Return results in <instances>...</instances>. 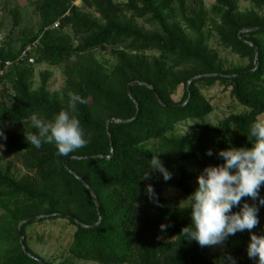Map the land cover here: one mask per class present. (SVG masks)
I'll return each instance as SVG.
<instances>
[{
  "label": "trees",
  "instance_id": "16d2710c",
  "mask_svg": "<svg viewBox=\"0 0 264 264\" xmlns=\"http://www.w3.org/2000/svg\"><path fill=\"white\" fill-rule=\"evenodd\" d=\"M76 1L33 2L37 30L21 33L17 52L0 47V67L12 62L0 77V86H9L10 92L0 91V132L5 136V152L27 171L16 178L8 168L0 170V264H39L24 253L18 236L21 222L38 216L44 217L40 223L59 222L63 231L71 230L67 251L76 261L228 264L223 258L210 257L211 250L239 241L249 231L213 246L188 242L181 232L190 224V210L167 207L164 195L175 190L187 198L195 190L193 169L222 164L216 155L219 151L251 147L249 128L264 115V0H215L211 11L202 0H82L75 6ZM241 1L255 9L239 11ZM13 21L16 28V13ZM206 28L221 48L247 64L225 66L209 47ZM29 46L33 48L28 57L34 64L62 68L61 98L50 94L48 73L41 75L34 89L32 67L27 61L16 62ZM95 51L109 54L115 64L106 67L95 58ZM204 75L208 77L190 83L188 93L187 83ZM216 84L229 89L245 113L231 115L217 126L201 123L195 139L171 136L178 124L202 122L212 112L202 90ZM181 86L182 97L175 102L173 96ZM71 95L85 101L77 104L76 115L87 145L67 157L58 156L54 144L35 148L26 139L38 134L31 116L52 120L67 108ZM111 120L131 122L107 126ZM207 150L213 152L211 157ZM157 155L172 179L165 182L158 172L141 179L151 171L149 161ZM69 171L94 194L99 223L88 189ZM148 184L157 193L159 206L148 199ZM259 195L264 198V186ZM244 202L256 204L249 198ZM31 225L21 227L26 252L42 264H53L29 248ZM161 225H167L166 229ZM59 264L74 262L66 259ZM234 264L244 263L236 260Z\"/></svg>",
  "mask_w": 264,
  "mask_h": 264
},
{
  "label": "clouds",
  "instance_id": "9594fccd",
  "mask_svg": "<svg viewBox=\"0 0 264 264\" xmlns=\"http://www.w3.org/2000/svg\"><path fill=\"white\" fill-rule=\"evenodd\" d=\"M78 103L85 101L71 95L67 108L47 122L33 114L32 126L38 134H29L26 139L37 149L43 143L54 144L56 154L65 157L85 147L89 141L76 115ZM0 138H3L2 132ZM247 139L251 147L219 151L216 155L223 163L205 167L197 176L198 187L185 200L190 210V224L182 229L184 240L194 241L201 247L213 246L237 232L248 230L251 233L259 224V207H264V198L259 195L264 186V121L251 124ZM206 155L211 157L213 152L207 150ZM149 168L151 171L145 172L141 179H150L152 172H158L165 182L172 179V173L163 166L158 155L152 156ZM145 193L150 202L159 206L151 184L146 185ZM244 198L256 204L241 203ZM237 207L239 211L233 212ZM160 227L164 230L167 225ZM246 253L255 264H264V235L251 234Z\"/></svg>",
  "mask_w": 264,
  "mask_h": 264
},
{
  "label": "rangeland",
  "instance_id": "374dc122",
  "mask_svg": "<svg viewBox=\"0 0 264 264\" xmlns=\"http://www.w3.org/2000/svg\"><path fill=\"white\" fill-rule=\"evenodd\" d=\"M35 1L37 0H0V47H10L17 52L21 48V33H34L37 30L39 20L31 5ZM115 1L123 2L124 0ZM202 2L207 11H211V8L215 5V0H202ZM76 6H80V3H77ZM237 7L241 12L255 9V7L247 1L238 2ZM15 13L18 15L19 25L16 28H13V14ZM88 13L93 19H99L98 16L91 11H88ZM139 24L143 25V22L139 21ZM210 32V28L205 29V33L208 36V45L210 48L218 52L225 66L247 64L246 60H241L238 56L221 48ZM93 55L106 67H111L115 64L114 58L107 53L95 51ZM30 66L33 70V88L36 89L39 86L41 75L46 72L49 74L48 87L50 94L61 98L65 82L62 68L52 67L46 64H33ZM0 91L10 93L9 86H0ZM202 91L203 95L213 107L212 112L204 117L202 122L198 120H187L178 124L171 136H186L195 139L198 134V125L201 123L217 126L222 120L231 115L245 113V109L239 106L231 97L229 89L216 84L213 87L203 89ZM182 94L183 87L181 86L178 88L175 96H173V100L179 102ZM259 120L264 121V115L261 116ZM6 168H8L16 178H20L27 174V171H25L19 164L18 159L5 152V136L3 135V138H0V170ZM201 172L202 170L193 169L194 179L192 185L194 189L198 187L196 178ZM164 197L166 200V206L169 208L186 206V198L179 191L170 190L165 193ZM258 215L260 216L259 224H263L262 228L252 229L251 233L248 232L247 235L239 241H231L229 244L223 243L222 246L213 248L210 257L223 258L228 264H234L236 260H239L244 264H255L253 260L248 258L246 248L251 234L264 235V207H259ZM31 224L32 225L27 230L28 246L31 251L40 258L53 264H59L66 259L74 262V264H95L92 262L76 261L70 257L67 251V246L70 242L71 230L63 231L59 222L58 224H53L36 221Z\"/></svg>",
  "mask_w": 264,
  "mask_h": 264
},
{
  "label": "water",
  "instance_id": "95a60500",
  "mask_svg": "<svg viewBox=\"0 0 264 264\" xmlns=\"http://www.w3.org/2000/svg\"><path fill=\"white\" fill-rule=\"evenodd\" d=\"M251 46H252V45H251ZM254 65H255V67L257 66L256 56H255ZM209 76H212V75H209ZM213 76H215V75H213ZM203 77H208V75L197 76V77L192 78V79L187 83V86H186V90H187V92L189 93V91H190V83H191V82H193V81H195V80H198V79H201V78H203ZM134 84H139V83H134ZM134 84H131V85L128 86V89H127V94H128V95H129V88H130L132 85H134ZM157 99H158L159 103H161L160 100H159V98H158V96H157ZM185 104H186V103H185ZM185 104H184V105H185ZM184 105H182V106H184ZM174 108H178V107H174ZM128 122H131V121L111 120V121H109V122L107 123V126H108V124H110V123H113V124H121V123H128ZM106 128H107V127H106ZM69 159H77V158H69ZM107 159H109V157H108ZM63 164H64V166H65V168H66V161H64ZM69 172L71 173V171H69ZM71 174H72L77 180H79V181L82 182V180H81L79 177H77L75 174H73V173H71ZM82 184L88 189V191H89V193H90V196H91V198L93 199L94 205H95L96 210H97L98 215H99V221H98V223H99V222L101 221V214H100V210H99V208H98V204H97V201H96V199H95V196H94V194L89 190V188L87 187V185H86L84 182H82ZM43 218H44L43 216H38V217H35V218H32V219L25 220V221L21 222V224H20L19 227H18V236H19L20 243H21V245H22V249H23L24 253H25L27 256H29L30 258L36 260L39 264H42V262H41V261H38L37 259H35V258L32 257L31 255H29V254L26 252V249H25V247H24L23 244H22L21 227H22L23 225H25V224H31V223H34V222H36V221H39V220H41V219H43ZM77 223H79V222H77ZM98 223H97V225H98ZM95 226H96V225H95Z\"/></svg>",
  "mask_w": 264,
  "mask_h": 264
},
{
  "label": "built area",
  "instance_id": "2783aa9c",
  "mask_svg": "<svg viewBox=\"0 0 264 264\" xmlns=\"http://www.w3.org/2000/svg\"><path fill=\"white\" fill-rule=\"evenodd\" d=\"M82 0H77L76 2H74V5L76 6L77 3H80ZM57 25H55L56 27ZM34 46V45H33ZM33 47L29 46L27 48H25L20 55L17 57L16 62H22V61H27L29 65H33L34 64V60L33 58L28 57V54L31 52ZM12 62L9 61H5L2 65V67H0V77L4 76L5 73L8 71V69L11 67Z\"/></svg>",
  "mask_w": 264,
  "mask_h": 264
}]
</instances>
